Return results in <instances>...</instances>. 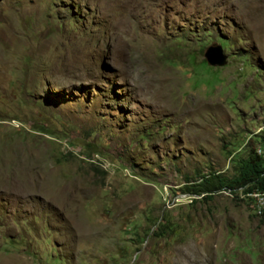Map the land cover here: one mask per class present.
I'll use <instances>...</instances> for the list:
<instances>
[{"label":"rangeland","instance_id":"1","mask_svg":"<svg viewBox=\"0 0 264 264\" xmlns=\"http://www.w3.org/2000/svg\"><path fill=\"white\" fill-rule=\"evenodd\" d=\"M263 140L264 0H0V264H264Z\"/></svg>","mask_w":264,"mask_h":264},{"label":"trees","instance_id":"2","mask_svg":"<svg viewBox=\"0 0 264 264\" xmlns=\"http://www.w3.org/2000/svg\"><path fill=\"white\" fill-rule=\"evenodd\" d=\"M247 144L250 151L245 157L238 159L233 176L226 177L219 172L203 174L199 181L188 189L189 193L207 200L224 188L248 185L251 190L253 188L264 190V140L259 149H255L251 141Z\"/></svg>","mask_w":264,"mask_h":264},{"label":"built area","instance_id":"3","mask_svg":"<svg viewBox=\"0 0 264 264\" xmlns=\"http://www.w3.org/2000/svg\"><path fill=\"white\" fill-rule=\"evenodd\" d=\"M224 189L229 190L231 192L229 193L230 195L245 200L256 215L264 218V190L259 188L251 190L248 185Z\"/></svg>","mask_w":264,"mask_h":264},{"label":"water","instance_id":"4","mask_svg":"<svg viewBox=\"0 0 264 264\" xmlns=\"http://www.w3.org/2000/svg\"><path fill=\"white\" fill-rule=\"evenodd\" d=\"M204 57L211 66H223L227 61V56L223 53L222 47L216 43L206 48Z\"/></svg>","mask_w":264,"mask_h":264}]
</instances>
